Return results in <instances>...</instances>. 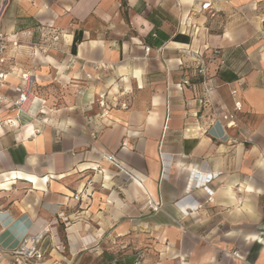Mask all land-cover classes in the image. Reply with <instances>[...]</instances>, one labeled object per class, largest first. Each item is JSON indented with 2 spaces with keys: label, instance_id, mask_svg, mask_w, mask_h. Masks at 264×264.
<instances>
[{
  "label": "crops",
  "instance_id": "obj_1",
  "mask_svg": "<svg viewBox=\"0 0 264 264\" xmlns=\"http://www.w3.org/2000/svg\"><path fill=\"white\" fill-rule=\"evenodd\" d=\"M4 1L34 98L0 106V264H264V0Z\"/></svg>",
  "mask_w": 264,
  "mask_h": 264
},
{
  "label": "built area",
  "instance_id": "obj_2",
  "mask_svg": "<svg viewBox=\"0 0 264 264\" xmlns=\"http://www.w3.org/2000/svg\"><path fill=\"white\" fill-rule=\"evenodd\" d=\"M4 2V0L0 1V17L4 11ZM207 6V3H204L202 5L203 8H206ZM57 38L58 35L55 34L53 35L52 40L56 41ZM18 45V40L12 39L9 34L0 30V85H3L6 80L9 69L8 66L14 58L13 51L17 48ZM149 49V46L144 47L145 54H148ZM186 50L187 53L192 55V60L194 62L193 67L195 73L201 77V82L204 86V91L209 92L212 89V85L210 83L211 78L208 74V66L211 63H223L219 57V48H212L207 55L202 50H190L189 48ZM20 77L22 79L21 84L11 85L8 87L9 91L13 92V97L9 98L7 95L0 93V106L4 104H10V106L14 109H25L28 103L34 98V94L32 92V77L27 72L22 73ZM183 83L189 84V80L185 79L183 80ZM230 94L233 98L232 108L222 114V120H215V122L219 123L225 129L235 125L237 113L242 110V102L238 98H236L237 90L232 89L230 91ZM120 106L126 107V104L122 103ZM107 158L112 163L117 165L112 156H107ZM74 197L78 199L79 195L75 194ZM151 207L157 208V206L154 204H152ZM41 236L42 233L27 234L22 239L19 246L10 251V255L12 256L10 264H27V262L33 257L40 258L41 254L37 248V244L39 243ZM141 260L142 254L138 253L135 257L134 264H140ZM108 264H118V262L114 261Z\"/></svg>",
  "mask_w": 264,
  "mask_h": 264
}]
</instances>
